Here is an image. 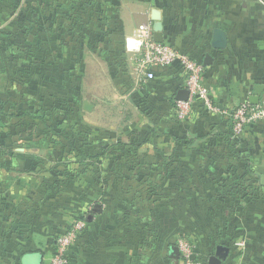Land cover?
I'll use <instances>...</instances> for the list:
<instances>
[{"label": "crops", "instance_id": "obj_1", "mask_svg": "<svg viewBox=\"0 0 264 264\" xmlns=\"http://www.w3.org/2000/svg\"><path fill=\"white\" fill-rule=\"evenodd\" d=\"M154 10L161 14L163 43L203 63L211 56L205 84L215 105L235 109L249 102L257 85L264 87L262 0H57L58 41L62 43L57 58H52L47 45L41 65L0 61V103L5 105L0 114V264L11 259L16 264H50L63 225L78 219L86 222V228L70 252V264H182L169 256L181 237L195 244L204 264L219 246L228 249L222 264H264V126L247 127L234 145L233 136L230 141L226 135L227 119L200 105L190 120L177 121L174 100L184 88L177 65L160 70L156 81L144 85L138 104L131 99L138 93L132 66L140 55L137 33L143 25H154ZM217 29L227 37V46L220 51L211 46ZM71 41L81 43L74 47L75 57L65 54L66 42ZM90 59L103 66L115 84L117 76H129L133 92L128 90L122 102L135 105L141 112L140 122L151 126L132 137L141 138L142 145L79 152L86 159L79 162L75 180L88 188L84 193L79 188L75 195L78 205L73 216L63 212L51 218L43 206L34 215V202H48L50 197L63 202L65 196H50L48 145L28 144L35 131L3 130L12 112L7 108L23 104L18 94L21 83L29 91L40 85L46 92L51 74L58 75L59 87L65 74L84 78ZM25 97V101L31 99ZM25 114L24 120L32 121ZM44 134L38 132L35 137L44 138ZM121 135L110 132L108 138ZM217 137L221 138V163L177 160L179 152L198 149L185 142L177 144L178 139ZM23 139L27 140L24 145ZM163 139L169 143L162 145ZM88 157L90 162L85 163ZM57 161L59 165V157ZM217 184L221 185V226L211 228L203 224L206 213L195 214L192 194L178 197L177 187L188 191V187ZM96 204L102 212L88 222Z\"/></svg>", "mask_w": 264, "mask_h": 264}, {"label": "rangeland", "instance_id": "obj_2", "mask_svg": "<svg viewBox=\"0 0 264 264\" xmlns=\"http://www.w3.org/2000/svg\"><path fill=\"white\" fill-rule=\"evenodd\" d=\"M57 17V0H0V61L4 60V63L15 66L20 61L23 65L27 63L41 65L43 47L47 45L49 54L56 59L57 48L62 44L58 41ZM66 44L69 50L68 53L64 52L66 56L69 54L75 57L74 47L78 48L77 46L81 43L71 41ZM118 68L120 70V67ZM82 76L65 74L63 76L65 81L63 84L61 82L59 87L58 75L51 74L50 86L46 92L45 87L42 91L40 85L39 88L33 87L29 91L26 85L21 83L18 94L24 98L23 104L19 107L7 108L8 112H16L19 115L9 112L5 118L6 122L3 123V130L7 133L35 131L32 135L34 137L28 144L48 145L51 169L48 187L50 196L61 194L65 196L63 202L57 201L54 197H50L48 202H34V215L41 212V206L51 214V218L63 212L65 215H72L78 205L75 195L77 196L80 191L79 188L83 193L88 188L80 187L75 180L80 173L79 162L84 159V156L78 155L79 152L90 151L94 147L120 148L142 145L141 138L132 137L136 135V131L147 130L151 126L149 122H140L141 112L135 105L127 101L124 104L122 102L128 90L133 92L129 76H117V84H115L109 80L105 68L93 59L87 60L86 76L84 78ZM75 77L79 79L74 80ZM26 94L31 96V99L25 101ZM141 96L142 93H137L133 96L135 98L131 97V99L138 104ZM85 100L94 105L92 113L83 109ZM4 109L5 105L0 103V111ZM25 113L30 115L32 121L24 120ZM42 131L47 132L44 138L35 137L36 133ZM115 131L124 135H121L122 138L113 136L109 139L110 132L114 135ZM233 140L237 143L236 139L233 138ZM23 141L22 145L27 143L26 139ZM168 143V139L162 140V145ZM193 147L198 149L191 153L179 152L177 160L221 163V138L209 140L199 138L194 141ZM58 157L59 165H56ZM88 162H90L89 157L85 163ZM59 167L63 170L59 171L62 176L57 179V175L60 174ZM39 188L37 190H40ZM99 189L104 190L105 187L100 186ZM189 189L191 188L188 187V191H184L178 186V197H184L186 193L188 196L192 194L190 197L195 214H200L198 211L206 213L207 215H202L203 224L211 228H219L221 226V185L194 186L191 191ZM73 224L74 222H65L64 229ZM16 257L19 258V251ZM16 262L12 259L8 261L9 264H16Z\"/></svg>", "mask_w": 264, "mask_h": 264}, {"label": "built area", "instance_id": "obj_3", "mask_svg": "<svg viewBox=\"0 0 264 264\" xmlns=\"http://www.w3.org/2000/svg\"><path fill=\"white\" fill-rule=\"evenodd\" d=\"M137 38L140 44V55L134 59L132 65L134 81L137 84L136 92L141 91L144 85L156 81L160 70H167L177 65L183 79V89L189 92V98L186 101L174 100L177 121L190 120L200 105L207 112L221 114L230 120L231 133L236 140L241 139L247 127L264 126V97L255 106L244 102L235 109H223L215 105L206 87V69L201 59L171 45L155 42L154 29L151 24L141 26ZM85 228L86 222L78 219L57 237L50 264H70V252ZM177 246L180 250L182 264H204L198 258L195 244L192 241L181 237L177 241Z\"/></svg>", "mask_w": 264, "mask_h": 264}, {"label": "water", "instance_id": "obj_4", "mask_svg": "<svg viewBox=\"0 0 264 264\" xmlns=\"http://www.w3.org/2000/svg\"><path fill=\"white\" fill-rule=\"evenodd\" d=\"M152 19L154 21L153 29H154V40L157 43H163V25L161 23V14L159 11L154 10L152 14ZM211 46L214 50H223L227 46V37L226 34L221 30H215L214 38L211 43ZM204 66L207 67L211 64V56H207L204 61ZM264 92V87L262 85H257L254 89L253 95L249 97V104L252 106L258 105L261 96ZM189 98V92L185 89H182L178 92L176 100L178 101H186ZM83 109L88 112L92 113L94 109V105L91 104L89 101L85 100L83 102ZM102 212V207L100 204L94 205L92 212L89 214L87 221L91 222L93 219V215L100 214ZM170 258L174 259L175 261H180V250L177 246H172L169 251ZM228 254V249L225 247L219 246L217 248L216 254L212 255L209 258L208 264H222L223 261L226 260Z\"/></svg>", "mask_w": 264, "mask_h": 264}, {"label": "trees", "instance_id": "obj_5", "mask_svg": "<svg viewBox=\"0 0 264 264\" xmlns=\"http://www.w3.org/2000/svg\"><path fill=\"white\" fill-rule=\"evenodd\" d=\"M150 83H151V82H150ZM148 84H149V83H148ZM148 84H147V85H148ZM142 91H143V90L139 91L138 93H142ZM0 114H2V111H0ZM175 119H176V118H175ZM230 123H231V121H230V120H227L228 132H227L226 135L228 136V139H229V140H230V139L232 140L231 124H230ZM231 140H230V141H231ZM239 140H241V139H237L236 142H238ZM194 141H195V140H193V139L183 138V139H178V140H177V144H181V142H185L186 146H189V147H190V146H193ZM235 144L238 145V143H234V145H235ZM84 158L86 159V157H84ZM66 229H67V228H66ZM66 229H64L63 232H64ZM63 232H62V233H63Z\"/></svg>", "mask_w": 264, "mask_h": 264}]
</instances>
